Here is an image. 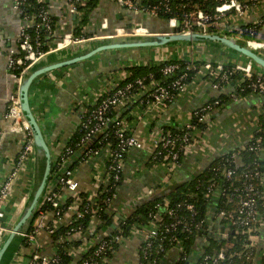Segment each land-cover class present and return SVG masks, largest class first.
<instances>
[{"label":"built area","instance_id":"obj_1","mask_svg":"<svg viewBox=\"0 0 264 264\" xmlns=\"http://www.w3.org/2000/svg\"><path fill=\"white\" fill-rule=\"evenodd\" d=\"M78 1L79 0H70V11L75 14L77 12ZM112 1L132 11H146L153 15H157V7H154L153 10L149 11L144 7H140L133 0ZM254 5L253 2L249 3L247 0H223L216 4L211 11L201 9L199 6H194L193 9L185 13L182 17H171L168 20L169 31H165V33H211L210 29L214 26L217 27L215 32L220 34L226 31L230 32L236 29H241V26L246 25V20L251 16V13H254ZM13 9L22 15V0H13ZM39 18L44 27L51 31V20L48 6L39 14ZM30 21L31 20L27 18L23 19V24L18 33L17 46L9 54L8 66L16 83L13 93L10 95V100L4 116L6 120L12 122L14 128H19L22 133L20 141L21 150L14 168L0 185V245L12 230L11 225L6 223V211L7 207L11 204L10 202L14 198L16 183L22 177L28 179L30 165L35 159L33 129L21 108L20 84L23 75L34 63L42 59L48 53L60 52L69 47L83 44L89 40L104 36L94 35L76 38L73 36L72 32H67L60 39L52 42L47 50H43L42 42L38 39L32 40L27 32L28 27H30ZM263 22L264 16L261 15V17L254 21V24L258 25ZM102 28H108L107 21L102 23ZM250 31L253 32L251 29ZM50 33L54 34L55 31L53 33L51 31ZM153 33L154 32L148 27L143 26L142 24H136L133 25L130 30L125 27H118L106 35H147ZM245 43L253 49L260 51L264 50V39L247 37L245 38ZM179 67V63H170L163 67L162 72L165 76H169ZM233 69L240 71L245 79L250 82V86L264 99V70H261L250 61L236 63L233 65ZM203 71H215V73H221V80L223 81H228L230 77V73L226 68V63L223 62L207 61L204 65ZM185 77L186 74L180 76L171 83L172 89L177 91H171L167 85L161 83H156L155 87L149 90L143 84V80L137 79L134 83L116 86L102 99H99V97L95 98L89 103L91 108H85L80 117L79 124L87 129V134L83 141H89L93 136L106 133L107 127L113 122L108 116L110 111L127 102L130 103L139 98L143 104L149 105L150 107H166L177 97L180 91L185 89ZM134 84L138 85L141 89L136 94L132 91ZM211 87L219 91H223L224 89V86H221L218 82L212 83ZM231 97L232 100H237L239 96L232 94ZM219 100V98H215V100L211 102L208 101L195 109L192 113L193 119L205 124L209 114H211V112L216 109L217 104L220 103ZM116 123L120 124L119 121ZM185 128L186 130L181 136L166 133L164 132V129H161L158 137L153 139V151L161 148L165 149L167 152L166 157L167 159L169 158L171 162L168 169L170 175H172L177 167L176 162L179 159V153L183 150L187 152L195 139L191 133L193 126L190 124ZM1 134L2 131L0 130V135ZM117 136L119 137L118 148L112 149L110 144H107L105 147L107 151L106 159L108 158L110 163L107 168L102 167L100 170V173L104 177L112 171L115 173L114 177L118 178L119 172L121 173L123 171L125 163L123 152L125 150L129 151L131 149H143L146 147L145 140L135 134L125 137L123 128L117 130ZM244 146L245 145L240 146V149H245L246 147ZM240 149L234 151L230 158L226 160L229 163L235 161L237 165H243ZM249 149L257 151L261 155L264 153V139L258 136L254 139L252 145L249 146ZM167 165H169V163H167ZM260 167L261 161L255 162L251 169H244L240 173L236 172L232 167H223V177L230 183L225 188L221 185L219 186L215 181H212L207 186L208 193H212L215 200V202L209 206L210 210L206 219L207 224H205V220H197L194 223L191 222L197 213L196 206L192 203H186L184 205L185 209L190 213V217L178 216L176 211L169 208L161 209L159 213L155 214L148 228L140 229L134 233L141 237L142 244L144 245L142 257L146 259V263L160 264L157 255L165 251L162 248L161 243L158 244V249L155 253H151L149 248L153 245L154 241L161 236V234L170 233L171 237L169 240L174 242V246H172L171 249L177 248L180 251L176 262L186 260L189 264H192L194 255L193 248L190 252L185 253L182 243H180L175 236L179 229H181L182 232H191V226L194 227L193 232L195 235V243L197 244L201 240L206 243L205 249L200 252L198 260L193 264H238L236 260L242 256L251 260L255 258L257 259V257L258 259L261 258L260 252H264V172L261 170L262 167L261 169ZM216 169L218 168H215L214 170ZM219 170L220 169L217 171ZM104 181L107 182V180L103 179V182ZM60 183L62 188L71 192L77 200L72 203L62 215H60L62 210L60 195L58 192L48 189L49 186L47 187L48 190L45 193L41 205L44 201L50 202L54 207L53 216L51 217L48 212L42 210L40 205L37 212L38 214L32 224V230L25 234V239L28 240L32 249L26 254H30L31 256H25L27 257L26 264L56 263L57 257L55 255V250L49 254L48 252H45V250L40 249L41 235L44 233L50 237V234L56 230L55 228L62 223L61 221L64 217L70 213H76L78 216L82 215L78 208L80 204L78 199L79 182L75 178L73 171L70 169L66 170L60 177ZM219 196H223L225 199V203L222 207L218 206L217 197ZM27 198L28 196L26 195V197L15 205L22 210ZM110 207L113 210L112 205ZM164 215L165 218L170 220L169 222L164 220ZM188 218H190L191 221ZM203 229H205V234L209 233L208 237L201 234ZM231 229H233L234 232L242 233L244 236V251L236 252L233 249L234 243L228 241L230 231H232ZM108 233L104 237L97 235L96 238L91 239L85 238V236H82L79 232L75 234L72 233L71 236L75 239L81 240L82 244L71 251V253L75 257L80 258L81 255L90 249L91 246L98 244L95 252L96 258L98 257V259H87L80 264H108L111 258L108 253L112 251L110 241L105 239ZM210 239L221 243V246L213 249L212 252H207L206 247L209 245ZM112 241L123 243L124 238L114 236ZM153 254L154 257L152 259L149 258ZM15 256L14 260H17V263H20L19 259L23 261V258L21 257L22 252L17 253ZM12 264H16V262H13Z\"/></svg>","mask_w":264,"mask_h":264},{"label":"crops","instance_id":"obj_2","mask_svg":"<svg viewBox=\"0 0 264 264\" xmlns=\"http://www.w3.org/2000/svg\"><path fill=\"white\" fill-rule=\"evenodd\" d=\"M43 1L47 3L49 13L57 18L54 33L55 40L53 41L55 42L65 33L72 32L79 18L77 14L70 11V0ZM253 11L254 13H251V16L247 18L246 24L248 22L254 23L255 20L261 17L264 12V5L254 7ZM136 13V11L127 9L112 0H101L98 7L92 12L90 22L85 27V31L94 35H106L118 27H125L130 30L133 25L140 24L137 20L139 14ZM104 21L108 22V28L106 29L102 28ZM22 24L21 15L13 9V0H0V130L2 131L0 135V185L12 172L21 150L22 132L19 128H14L12 122L6 120L4 115L16 83L8 66L9 54L17 46L18 33ZM151 31L165 32L162 29ZM228 32L221 34L245 41L239 29L230 31L232 32L231 34ZM259 34L262 37L260 39H264V26ZM176 47L168 50L169 54H181L183 51H188L193 58L208 57L214 59L219 57L217 61L229 63L232 66L236 63L250 61L243 55L227 48L202 42ZM81 48H86L84 43L64 49L57 54L59 57L67 56ZM158 48L160 47L152 48L150 52L159 54ZM261 51L264 53V50ZM146 54L147 51L141 48L102 52L95 55L96 57L93 56L79 63L53 70L33 83L30 88V104L45 133L46 140L50 146L52 161L60 155L69 137L76 130L86 105L104 92L112 91L124 79L126 73L122 68L126 59L128 61L131 59L142 60L146 58ZM167 56L168 52H162V58ZM51 62H53V58L45 60L42 65ZM195 79L190 81L188 83L189 86L180 91L177 97L166 107L142 105L143 103L139 98L137 99L139 104L131 112L133 118L132 122H129V126L133 128L135 135L145 140L146 147L143 149H131L127 155L122 171L124 180L112 200L113 210L118 213L117 218H120L123 214L130 213L135 202L152 196L155 193V189L160 186L168 188L189 177H193L196 173L209 167L210 163L219 154L243 146L254 137L259 129V116L264 112V99L258 94H250L245 97L239 96L237 100H231L223 108L215 109L211 112L204 124L205 127L202 129L203 133L206 132L208 134L207 125L210 120L225 123V121L230 119L232 120L231 127L234 128V125H237L236 129L239 130V134H237L239 138L235 136L236 138H232L229 141H221L212 150L208 151L206 149L201 153L200 144L198 146L195 144L196 141L201 142L199 135L196 134L192 146L187 150L186 157L181 165L173 171L172 175L167 173L168 169L166 166L155 165L152 168H147L146 163L154 152L153 139L158 137L160 130L164 129V125H170L175 128L186 127L192 123V113L195 109L208 102L209 99L218 98L223 92L231 93L229 89H225V91L213 89L210 82L204 83L203 86L194 87ZM232 116H235V118H231ZM106 157L107 151L103 148L97 154L84 160L77 170L73 172L79 182V193H89L90 199L94 200L99 184L105 178L100 173V170ZM260 160L262 171L264 172V153L260 155ZM30 166L28 180L31 182L32 188L34 162ZM25 182L27 181L23 177L18 180L15 186L14 198L10 202V206L7 207L6 223L11 225V227L17 222L22 211L15 204L20 202L26 195L29 197L31 192V189L24 191ZM51 187L54 186L52 185ZM61 189L62 192L59 197L60 203L63 204L73 194L63 188ZM72 214L65 216L61 222L64 224L69 223ZM118 221L116 219L115 222ZM109 231V228L102 230L99 236L104 237ZM208 235L209 233L204 234L205 237H208ZM50 242V237L43 233L40 237L41 247L46 246L47 248L44 250L49 254L55 250ZM141 245V237L134 234L113 252L108 264H143L140 253ZM205 246L206 243L202 240L193 245L192 264L196 263L198 255L205 249ZM22 252L23 261L19 259L20 263H17V260H14L16 253L9 264L13 262L26 264L27 257L25 256L28 252ZM179 253L180 251L177 248L170 249L166 252L160 264H174L179 257Z\"/></svg>","mask_w":264,"mask_h":264},{"label":"trees","instance_id":"obj_3","mask_svg":"<svg viewBox=\"0 0 264 264\" xmlns=\"http://www.w3.org/2000/svg\"><path fill=\"white\" fill-rule=\"evenodd\" d=\"M101 0H79L77 2V12L78 22L74 29L72 30V34L76 38L80 37H89L94 36L93 33H87L85 31V27L89 24L92 12L98 7ZM140 7H144L145 9L151 11L154 7H157V15H153L146 11L137 12L139 17L137 18L138 22L143 26L148 27L149 29L156 31L162 29V31H169L168 20L171 17L179 16L182 17L185 13L193 9L194 6H199V8L204 9L206 11H211L215 7L216 4L220 3L223 0H133ZM249 3L253 2L255 7H260V5H264V0H247ZM47 8V3L45 1L39 0H22V9L23 13L21 15L22 19L27 18L31 20L30 27H28L27 32L32 40H40L43 44V50H47L52 42L55 40L54 34H51L56 29V20L55 16L50 14L51 20V31L47 30L42 21L39 18V14ZM136 13V14H137ZM264 16V13H262ZM264 26V22L261 24H254L252 22H248V24L242 26V29H239L242 37H255L262 38L259 34ZM250 29L253 31L251 32ZM217 27L214 26L210 29L211 33H216ZM110 31L109 33H111ZM231 34L232 32H228ZM234 33V32H233ZM180 45H189L186 42L174 43L169 46H163L158 48V53H152L150 50L152 48H141L147 51L146 58L142 60H127L124 62V67L122 68L125 71L126 75L122 81L119 82V86H123L127 83H134L137 79L143 80V84L147 89L151 90L155 87L156 83H161L167 85L171 91H177L172 89L171 83L179 78L182 75L186 74L184 78V82L188 84L193 79L198 76L210 82V84L214 82H218L221 86H224L223 91L225 89H229L231 93L223 92L218 98L219 104H217L216 109L223 108L226 104H228L232 100V94L240 97H245L250 94H257V92L250 86V82L245 79V77L241 74L240 71L233 69V66L229 63H226V68L230 73V77L228 81L221 80V73H215V71L204 72L203 68L207 61L212 62H220L217 61L219 57L211 59V58H193L191 53L182 52L181 54H169L168 50L174 49L176 46ZM176 47V48H177ZM131 49H139V48H130ZM116 51V50H113ZM162 52H168V56L162 58ZM96 57V56H95ZM124 61V60H122ZM170 63H179L180 67L174 71L171 75L165 76L162 72L163 67ZM121 70V69H117ZM18 74V72H17ZM140 87L134 84L132 91L136 94L140 91ZM108 91L104 92L99 96V99H102ZM217 99V98H216ZM215 100V98L209 99L211 102ZM138 100L127 102L118 108H115L110 111L109 117L113 120V122L107 127L106 133L99 134L93 136L89 141H83L84 137L87 134V129L81 124H78L74 133L69 137L66 146L61 151L60 155L52 161L51 175L48 183L49 189L58 192L59 194L62 192V185L60 183V177L65 173L66 170L70 169L73 172L77 170L80 164L89 158L90 156L97 154L101 149L105 148L107 144H110L112 149L118 148L119 137L117 136V130L119 128L124 129V136L129 137L134 135L135 132L133 128H130L129 122H132L133 115L131 112L138 107ZM146 105V104H142ZM91 106L89 104L86 105V109H90ZM119 121L120 124L116 122ZM259 129L256 131L253 139L244 144L245 149H240V147L235 148L233 150L223 152L219 154L211 163L210 166L201 170L200 172L193 175V177H189L182 182H179L170 187H159L155 189V193L147 197L145 199L139 200L135 202L134 206L131 208L130 213L123 214L120 218H117V212L112 210L110 207L111 201L113 200L118 187L122 184L124 180L123 172H119L118 178L114 177V172L110 171L104 178L107 182H101L99 184V188L96 194V197L90 199V194L81 192L78 194L79 199V211L82 215L78 216L76 213H73L69 223H60L57 226L55 231L50 234L52 242H50L55 249V255L57 257L56 263L51 264H80L81 262L89 259V260H97L95 252L98 244H94L90 247L85 253L81 255L80 258L75 257L71 251L78 248L81 245V241L79 239H75L71 236L72 233L79 232L85 238L91 239L96 238L97 235L102 230L110 229L108 235L106 236V240H109L112 246V251L108 253L109 256H113V252L117 250L122 243H117L116 241H112L114 236H120L124 238V242L131 238L134 233L140 229H146L150 226L151 221L153 220V216L161 211V209L169 208L176 211L178 216L190 217V213L185 209L184 205L186 203H192L196 206L197 213L195 218L191 221L192 223L197 220H205V224H207V216L210 210L209 206L215 202L214 196L212 193H208L207 186L212 181H215L219 186L227 187L229 185V181L225 180L222 174V170L224 166L232 167L236 170V172L240 173L244 169H251L255 162H260V153L257 151H252L249 149V146L252 145L254 139L262 137L264 139V112L259 116ZM191 125L193 128L191 129V133L193 129L200 128L203 129L205 127L204 123L198 122L196 119H193ZM164 132L171 133L172 135H183L186 128H175L173 126H163ZM241 150V160L243 165H237L235 161H231L230 163L226 160L230 158L231 154L236 150ZM130 151V150H129ZM128 150L123 152L124 159L126 160L127 155L129 153ZM97 152V153H95ZM186 151L183 150L179 153V159L176 162L177 167L181 165L182 161L186 157ZM167 152L165 149H157L153 152L152 156L146 163L147 168H152L155 165L166 166L169 169L171 162L170 159H167ZM110 161L108 158L103 162V168H107L109 166ZM169 163V165H167ZM215 168L218 169L214 170ZM261 169V167H260ZM262 170V169H261ZM217 171V172H216ZM170 171L167 170V173ZM32 174V173H31ZM170 175V174H169ZM24 191H29L31 189V182L26 178L25 179ZM53 188V189H52ZM16 196V195H15ZM20 197V196H19ZM77 199L72 195L70 196L63 204H61V213L62 215L68 207L74 203ZM218 206L222 207L225 203V199L223 196L217 197ZM17 201V200H16ZM41 209L48 212L50 216H53L54 207L48 201H44L41 205ZM38 214V213H37ZM118 219V222H115ZM165 221H170L165 218ZM52 222V221H51ZM32 230V225L29 228V231ZM191 232H182L181 229L175 234L177 240L180 241L183 245V249L185 253L190 252L195 243V235H194V227L191 226ZM230 231V236L228 241L234 243L233 249L236 252L244 251L243 243L244 236L242 233L234 232L233 229ZM201 234H205V229L201 232ZM171 237L170 233L161 234V236L154 241L153 245L149 248L151 253H155L158 249V244L161 243L162 248L165 250L157 255V259L159 261L163 260L166 251L171 249L174 246V242L170 241ZM123 242V243H124ZM52 246V247H53ZM221 243L214 241L213 239L209 240V245L206 247L207 252H212L213 249L219 248ZM46 246L41 247L40 249H46ZM144 249V245H141L140 253H141V261L145 264L147 261L142 257V252ZM27 250V251H26ZM31 245L29 244L27 239H24L17 249L14 250L15 253L19 252H30ZM23 253V252H22ZM13 255V254H12ZM7 257L6 264L12 260L11 257ZM260 257L258 259L255 258L253 260L246 259L245 256L237 258L238 264H263L264 263V252H260ZM30 257L31 255H26ZM154 254L149 258H153ZM158 261V262H159ZM11 262V261H10ZM9 264V263H8ZM174 264H189L186 260H181L175 262Z\"/></svg>","mask_w":264,"mask_h":264},{"label":"water","instance_id":"obj_4","mask_svg":"<svg viewBox=\"0 0 264 264\" xmlns=\"http://www.w3.org/2000/svg\"><path fill=\"white\" fill-rule=\"evenodd\" d=\"M179 42H186L189 44L202 42L224 47L230 51L243 55L257 67L264 70V53L247 46L243 40L241 41L237 38L229 37L217 32H154L153 34L147 35H104L85 42L84 44L86 48H81L72 54L62 57L58 56V52H51L34 63L23 75L20 84L21 108L29 120L34 133V178L30 195L25 202L17 222L0 245V264H6L5 262L7 261L8 255H15L16 253L14 254V250L17 249L25 239V234L33 224L38 209L45 196L51 175L52 155L50 146L30 104V88L33 83L41 76L53 70L90 59L102 52L130 48H155ZM50 58H53V62L42 65L45 60ZM12 258L13 257H11V259ZM10 261L8 263H10Z\"/></svg>","mask_w":264,"mask_h":264},{"label":"rangeland","instance_id":"obj_5","mask_svg":"<svg viewBox=\"0 0 264 264\" xmlns=\"http://www.w3.org/2000/svg\"><path fill=\"white\" fill-rule=\"evenodd\" d=\"M118 51V50H116ZM105 55V54H103ZM196 81L193 83L194 87L203 86L204 83L208 82L207 80H203L202 77L198 76ZM189 86V84L185 85V88ZM193 87V89H194ZM245 118V116H243ZM231 118H235V116H232ZM212 121V122H211ZM231 121L227 120L225 123L222 122H215L214 120H210L209 124L207 125V131L208 134L205 132H202V129L196 128L193 129L192 135L195 136L196 134L199 135V139L201 142L196 141L195 144L198 146L200 144L201 146V153L204 152V150L208 149V151L212 150V148L220 143L221 141H229L232 138H236L235 136H238L239 138V130L236 129V124L234 125V128L231 127ZM234 122V120H233ZM206 129V128H205ZM242 131V130H241ZM200 153V154H201Z\"/></svg>","mask_w":264,"mask_h":264}]
</instances>
